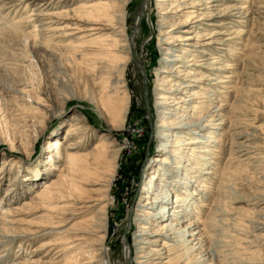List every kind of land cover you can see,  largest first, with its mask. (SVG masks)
<instances>
[{
	"label": "bare ground",
	"instance_id": "obj_1",
	"mask_svg": "<svg viewBox=\"0 0 264 264\" xmlns=\"http://www.w3.org/2000/svg\"><path fill=\"white\" fill-rule=\"evenodd\" d=\"M79 1L81 4L74 0H0L4 11L33 6L27 17L10 26H2L0 21V32L11 28L24 32L20 26L37 22L24 37L38 42L39 38L57 39L70 51L71 61L84 67L100 87L99 98L93 102L107 119V132L113 135L123 129L130 107L127 70L130 66L135 73L142 69L150 78L138 60L136 39L144 16L154 21L161 58L150 91L155 100L153 133L159 157L140 184L141 195L125 229L122 262L264 264V191L244 199L235 185L252 183L240 170L228 166L213 172L211 167V171L207 169L216 165L212 160L220 140L214 135L227 122L232 129L230 117H225L227 104H218L220 88L234 78L232 66L222 56L227 46L234 50L250 32V1L139 0L130 27L127 11L131 0ZM69 123L63 155L60 141H54L55 157L42 161L48 175L55 168L57 174L22 203H11L18 191L15 182L2 199L0 248L18 241L22 250L5 264H109V206L123 147L106 134L89 144L94 133L83 120L73 116ZM234 135L230 153L239 158V164H250L259 182L255 185L264 188V133L252 128ZM17 166L22 168L20 163ZM35 167L30 173L37 176L41 170ZM209 174L214 176L209 178ZM214 179L218 183L210 191L204 180L211 183ZM205 191L213 193L214 201L204 202ZM228 191H234L236 195L231 196L236 199H226ZM29 212L33 224L25 229L14 227L15 217ZM133 227L136 232L129 238L127 232ZM36 239L42 241L25 258L26 245ZM7 250L3 248L0 258L10 257Z\"/></svg>",
	"mask_w": 264,
	"mask_h": 264
},
{
	"label": "rangeland",
	"instance_id": "obj_2",
	"mask_svg": "<svg viewBox=\"0 0 264 264\" xmlns=\"http://www.w3.org/2000/svg\"><path fill=\"white\" fill-rule=\"evenodd\" d=\"M138 1L130 2L127 11L129 27L134 22ZM248 1L253 16L247 25V31L250 32L243 36L241 44L236 45L234 50L227 46L222 56L223 62L232 66L234 78H232L233 83H224L225 87L220 88L222 92L218 104H227L225 117H230L233 130H229L230 125L227 122L222 130L218 131V135H214L220 140L212 160L216 165L207 166L208 171L212 170V172L215 168L223 166L240 170L241 175H245L244 177L253 184L235 185L237 191H241L239 197L244 199L251 198L259 190L264 191L263 187L255 185L259 182L254 177L250 164L245 162L239 164V158H236L234 153H230L236 141L234 132L251 131L252 128H256L264 133V0ZM1 5L0 3L2 26L6 24L10 26L14 21L24 19L33 9V6L25 8L20 6L4 11ZM148 20L149 18L144 16L143 29L136 39V51L138 60L148 70L150 78L144 75L142 69L135 73L130 66L127 70L126 82L131 97L130 107L123 129L113 135L107 132V119L101 117L98 106L93 102L99 98L100 87L93 83L90 79L92 77L84 67L71 61L70 51L57 39L39 38L38 42L31 36L24 37L23 33L32 31L37 22L20 26L24 27V32L14 28L6 33L0 32V215L5 205L2 199H5V194L13 182L16 183L18 191L17 195L12 196L11 203H22L57 174L58 170L54 165L53 174L48 175L42 161L48 157H55L56 154L51 146L54 141H60V153L63 155L67 146L65 136L69 122L73 116H77L94 133L93 140L89 144L101 138L102 134H106L109 139L111 137V141L116 140L120 147H123L117 163V174L112 183V203L109 206L106 235L109 264H124L122 242L125 229L133 214L136 201L141 195L140 184L154 169L153 167L148 171L147 168H150L154 160L159 157L158 142L153 133L156 121L152 107L155 100L150 89L157 80L154 76V68L159 64L161 52L158 49V33L154 21L151 23ZM229 50L233 51V55ZM232 87H236L234 91ZM54 160L59 161L58 158ZM4 162H6L5 166H3ZM17 163H20L22 168H18ZM33 167L40 169L41 173L37 172V176H34L30 173ZM213 176L208 175L209 178ZM204 182L210 191H213L216 186L212 185L214 182L216 185L218 180L214 179L211 183L210 180ZM205 193L206 201L203 199L200 201L209 203L214 201L211 196L213 193L206 191ZM231 193L236 195L234 191L225 192L226 199L230 197L236 199ZM199 205L200 203L197 207ZM15 219L18 222L14 227L18 229H25L34 222V216L30 212L18 215ZM135 232L133 227L129 229L127 235L130 238ZM39 241L42 239L32 241L29 247L28 244L26 245L23 253L25 258ZM160 246L162 247V244ZM4 247H7L10 257L0 258V264L17 258L22 252L18 241L2 246L0 252Z\"/></svg>",
	"mask_w": 264,
	"mask_h": 264
}]
</instances>
